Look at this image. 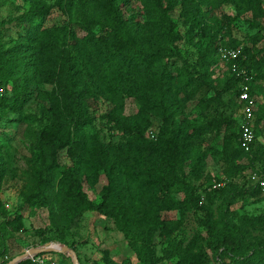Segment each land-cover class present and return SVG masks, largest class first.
Returning a JSON list of instances; mask_svg holds the SVG:
<instances>
[{"label":"trees","instance_id":"obj_1","mask_svg":"<svg viewBox=\"0 0 264 264\" xmlns=\"http://www.w3.org/2000/svg\"><path fill=\"white\" fill-rule=\"evenodd\" d=\"M127 2L80 0L86 16L79 27L69 21L48 23L54 9L71 18L73 0H53L52 5L31 1L9 20L16 38L0 42V108L18 115L27 102L42 103L40 118L31 117L40 127L24 172L23 204L44 207L51 218L57 210L75 217L96 213L112 221L136 264H209L207 252L215 264H264V240L247 238L249 230L264 226V215L239 214L232 208V198L264 197L257 183L239 189L233 182L246 165L256 164L260 169L255 175L264 181V143L258 139L264 121L259 85L264 81V0H141V17L124 15ZM204 5L233 8L235 16L225 17L228 23L248 15L249 27L257 31L248 46L214 41ZM175 12L189 25L185 34L172 18ZM196 36L208 38L202 49L193 43ZM182 40L198 47L192 64L180 55ZM220 47L241 48L238 66L251 78L255 140L248 152L240 145L239 79L219 60ZM218 64L225 67L223 79L213 77ZM129 99L143 108L140 117L124 115ZM99 100L111 107L107 124L121 136L117 143H101L91 130L89 112ZM191 102L197 120L188 117ZM151 116L161 122L154 138L147 135ZM209 136L219 147L224 178L199 191L190 179H202L207 159L198 150ZM62 151L64 165L58 163ZM3 177L4 170L0 183ZM102 177L99 202H92L83 186L95 188ZM220 181L225 186L212 193L231 188L224 203L214 211L199 205L203 194L210 196L207 188ZM191 210L203 214L205 234L186 243L175 234ZM0 215L4 225L22 229L20 212L7 217L1 200ZM103 262L113 264L106 256ZM19 264L37 263L28 259Z\"/></svg>","mask_w":264,"mask_h":264},{"label":"rangeland","instance_id":"obj_2","mask_svg":"<svg viewBox=\"0 0 264 264\" xmlns=\"http://www.w3.org/2000/svg\"><path fill=\"white\" fill-rule=\"evenodd\" d=\"M31 1L35 0H0V42L3 44L10 43L16 38V28L9 20L21 15L27 10ZM46 5H52L53 0H40ZM74 7L69 18L66 14L57 11L49 18V25L69 21L73 26L79 27L85 23V12L79 5L80 0H73ZM203 10L207 13L205 22L208 23L209 32L213 35L214 41L220 45L228 44L231 41L240 42V47L248 46V39L257 31L249 27L248 15L237 18L234 22L228 23L226 16L234 17L235 12L230 7H220L214 5H204ZM122 11L125 16L140 13L143 14L141 0H129ZM173 20L178 24L181 34H185L189 25L184 26L183 21L178 18L175 12L172 15ZM198 30L195 35H198ZM195 45L200 44L203 48L208 42V38L196 36L193 40ZM225 46V45H224ZM181 57L193 63L196 58L198 47L185 43L183 40L178 44ZM176 66H181L180 60H176ZM226 70L223 64H218L214 68V78L223 79ZM262 86L264 93V81L259 84ZM46 91H51L52 87H43ZM211 95V94H210ZM11 96V94H7ZM263 101L262 98L259 99ZM258 100V101H259ZM194 102L187 105L188 117L194 120L197 117ZM42 103L31 100L21 109L20 114H12L7 108H0V171L4 170V177L0 183V200L3 204L7 217L12 216L17 211L22 216L23 227L20 231H14L10 226L4 225L5 219L0 215V264H6L12 259L33 249L44 248L51 244L66 246L73 250L79 262L82 264H104V257L113 264H136L134 255L127 247L122 235L115 229L112 221L99 216L96 213L86 212L79 216H73L72 213H61L55 210V216L49 215L48 209L44 207H27L23 204L22 193L25 184L24 172L28 171V160L33 155V136L39 129L40 122L33 120L31 117L40 118V109ZM111 107L103 100L96 103V109L89 112L92 119L91 130L95 132L101 143H117L121 136L116 132L110 131L107 124V115ZM143 108L133 102L126 101L124 115L127 117H140ZM30 117V118H29ZM196 118L195 120H197ZM150 127L147 135L152 133L156 135L160 127V120L151 116ZM259 142L264 143V121L259 128ZM198 153L205 154L206 166L202 172V179L190 182L203 191L210 181L223 179V163L220 157L219 147L215 140L209 137L200 143ZM58 163L67 164L65 152H60ZM260 168L256 164L253 167L246 165L243 174L233 182L239 189L249 188L252 186L250 176L255 174ZM105 184L104 178L95 188L83 186V190L88 199L92 202H99V192ZM211 186L207 188L210 196L203 194L200 198L199 205H203L213 211L224 203L229 196L231 188L224 193H212L214 189ZM264 193V190H263ZM232 208L239 214L249 216L264 215V197L232 198ZM173 215V214H172ZM203 214L199 210H191L187 213L181 229L175 234L177 238L184 242L191 241L195 236L204 235L201 226ZM249 240H264V226L257 230H249L247 233ZM154 245L159 253L161 244L157 237L154 239ZM207 262L215 264L213 255L206 253ZM42 259H51L56 264H71V259L64 254L49 253L41 256ZM162 264H175L174 262H165Z\"/></svg>","mask_w":264,"mask_h":264},{"label":"built area","instance_id":"obj_3","mask_svg":"<svg viewBox=\"0 0 264 264\" xmlns=\"http://www.w3.org/2000/svg\"><path fill=\"white\" fill-rule=\"evenodd\" d=\"M217 54L219 60L223 64L228 65L231 72L239 79L238 102L242 106L240 120V145L245 152H248L255 140L253 119L256 100L250 93L249 84L251 82V78L238 66L239 60L243 58L242 49L220 47ZM149 136L150 138H154L155 135L150 133ZM250 180L252 183H257L262 189H264V181H261L257 175H251ZM224 186V181L215 182L212 185V189H220ZM32 260H34L37 264H56L51 259H42L41 255L35 256Z\"/></svg>","mask_w":264,"mask_h":264},{"label":"water","instance_id":"obj_4","mask_svg":"<svg viewBox=\"0 0 264 264\" xmlns=\"http://www.w3.org/2000/svg\"><path fill=\"white\" fill-rule=\"evenodd\" d=\"M49 253L67 255V257L71 259V264H80L78 257L73 250L69 249L66 246H61V245H56V244H51L44 248L30 250L12 259L10 262L6 264H19L20 262H23L28 259H32L35 256L42 255V254H49Z\"/></svg>","mask_w":264,"mask_h":264}]
</instances>
